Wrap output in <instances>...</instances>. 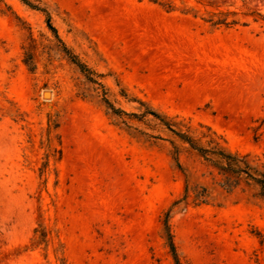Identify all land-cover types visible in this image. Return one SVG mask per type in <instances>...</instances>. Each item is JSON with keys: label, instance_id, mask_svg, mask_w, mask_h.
I'll return each mask as SVG.
<instances>
[{"label": "rangeland", "instance_id": "obj_1", "mask_svg": "<svg viewBox=\"0 0 264 264\" xmlns=\"http://www.w3.org/2000/svg\"><path fill=\"white\" fill-rule=\"evenodd\" d=\"M31 1L102 75L42 11L0 0V264H175L164 216L185 174L210 197L172 210L182 264H264V199L184 146L182 171L168 131L105 103L139 98L264 164V0ZM219 11L238 23L213 25Z\"/></svg>", "mask_w": 264, "mask_h": 264}, {"label": "trees", "instance_id": "obj_2", "mask_svg": "<svg viewBox=\"0 0 264 264\" xmlns=\"http://www.w3.org/2000/svg\"><path fill=\"white\" fill-rule=\"evenodd\" d=\"M27 6L42 11L46 15V21L53 32L54 36L63 45L64 51L69 58L78 66L81 72L92 83H101L98 81L94 74L99 76L102 74H96L85 62H83L78 55L74 54L71 49L61 39L58 30L53 26L51 13L46 6L40 3H34L31 0H22ZM41 2V1H39ZM230 12L219 11L215 12L216 17H211L209 21L213 25H225L230 26L238 23L236 18H229ZM121 95L128 98L126 92L121 90ZM129 100H135L140 103V110L138 112H128L122 107H116L108 98H105V103L109 111L123 118V122L128 128H134L129 123L130 120H137L139 122L149 123L155 122V126L162 127L172 135L170 143L173 147L172 156L177 166L183 171L182 164L180 162L181 147L184 146L188 150L196 152L203 163L217 172L220 177L219 185L227 191H233L237 188H244V186L252 188L255 191V195L264 199V164L256 162L249 153H241L234 151L228 147L225 137L218 133L215 129L208 125L201 124L203 129H193L189 124L185 122L184 118L179 115H168L161 112L139 98H130ZM130 119V120H128ZM204 127L206 130H204ZM50 128H53L52 122H50ZM141 131V130H139ZM148 139H163L160 134H153L145 131H141ZM56 151L60 153L61 150H57L56 147H52V155H56ZM185 187L182 197L175 200L172 205L167 209L164 216V237L167 245L170 248L175 264H182L176 244L174 242V236L171 231L170 217L174 206L184 203L188 205L193 203L194 205L207 204L209 201V189L203 185L191 186L187 175L185 174ZM47 233L45 230H41L40 238L42 241H46Z\"/></svg>", "mask_w": 264, "mask_h": 264}, {"label": "water", "instance_id": "obj_3", "mask_svg": "<svg viewBox=\"0 0 264 264\" xmlns=\"http://www.w3.org/2000/svg\"><path fill=\"white\" fill-rule=\"evenodd\" d=\"M47 92H49V91H47ZM47 92H46V94H47Z\"/></svg>", "mask_w": 264, "mask_h": 264}]
</instances>
